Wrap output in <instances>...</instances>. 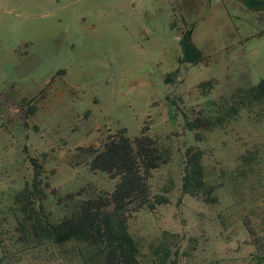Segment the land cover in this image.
I'll use <instances>...</instances> for the list:
<instances>
[{"label":"rangeland","instance_id":"374dc122","mask_svg":"<svg viewBox=\"0 0 264 264\" xmlns=\"http://www.w3.org/2000/svg\"><path fill=\"white\" fill-rule=\"evenodd\" d=\"M175 12L196 23L194 39L209 64L180 66L167 84L181 53ZM263 32L264 11L239 0H0L1 264H87L90 253L75 244L22 243L5 212L10 195L31 178V157L43 162L59 212L112 189L90 160L121 128L129 136L144 129L170 150L151 180L154 196L167 202L153 197L155 208L130 220L145 249L169 230L180 234L190 264H258L264 105L205 131L203 140L185 121L264 78ZM207 80L214 88L200 86ZM193 144L219 186L212 204L182 193L180 154ZM250 225L257 233L249 234Z\"/></svg>","mask_w":264,"mask_h":264},{"label":"trees","instance_id":"16d2710c","mask_svg":"<svg viewBox=\"0 0 264 264\" xmlns=\"http://www.w3.org/2000/svg\"><path fill=\"white\" fill-rule=\"evenodd\" d=\"M239 1L249 10L264 11V0ZM174 17L171 27L179 35L181 53L179 66L165 76L167 84L178 75L180 66L209 64L194 39L196 23L189 22L181 13L175 12ZM200 86L205 90L214 88L211 80L202 81ZM259 105H264V78L256 84L237 87L216 104L214 112L201 109L188 116L185 126L197 140H203L205 131L222 127L242 111L250 113ZM33 110L29 106L26 112L32 114ZM170 159L165 143L144 129L136 136H129L126 128L118 129L101 146L92 149L90 160L91 171L106 175L113 182L112 189L73 201L72 207L59 212L52 200L56 196L51 197L55 189L45 181L43 162L31 157V178L10 195L5 213L22 243L75 244L90 253L87 264H190L189 251L181 253L183 246L178 232L164 230L145 249L131 230L130 220L135 214L155 208V202H167L162 195L154 196L151 180L154 172ZM180 159L182 193L207 204L216 202L219 186L206 171L202 149L189 145ZM247 230L250 235L257 233L251 225ZM258 244H264V240ZM260 259L258 264H264V256ZM1 261L0 258V264Z\"/></svg>","mask_w":264,"mask_h":264}]
</instances>
